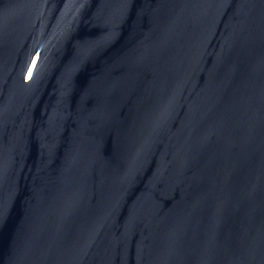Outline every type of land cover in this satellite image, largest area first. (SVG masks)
<instances>
[{"label": "water", "instance_id": "obj_1", "mask_svg": "<svg viewBox=\"0 0 264 264\" xmlns=\"http://www.w3.org/2000/svg\"><path fill=\"white\" fill-rule=\"evenodd\" d=\"M0 264H264V0H0Z\"/></svg>", "mask_w": 264, "mask_h": 264}]
</instances>
